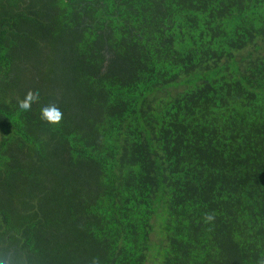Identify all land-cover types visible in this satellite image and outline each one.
<instances>
[{
  "label": "trees",
  "instance_id": "obj_1",
  "mask_svg": "<svg viewBox=\"0 0 264 264\" xmlns=\"http://www.w3.org/2000/svg\"><path fill=\"white\" fill-rule=\"evenodd\" d=\"M262 259L264 0H0V264Z\"/></svg>",
  "mask_w": 264,
  "mask_h": 264
},
{
  "label": "clouds",
  "instance_id": "obj_2",
  "mask_svg": "<svg viewBox=\"0 0 264 264\" xmlns=\"http://www.w3.org/2000/svg\"><path fill=\"white\" fill-rule=\"evenodd\" d=\"M38 101L39 93H33L32 91H29L23 100L18 101V106L22 111H30L32 103ZM62 117V112L54 104H50L41 108V119L50 124H59L62 120ZM206 219L210 221L213 219V217L208 215ZM258 264H264V259L258 261Z\"/></svg>",
  "mask_w": 264,
  "mask_h": 264
}]
</instances>
